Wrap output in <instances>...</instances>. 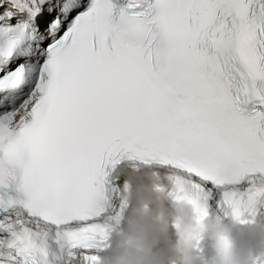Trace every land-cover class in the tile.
I'll return each instance as SVG.
<instances>
[{"label":"snow or ice","instance_id":"1","mask_svg":"<svg viewBox=\"0 0 264 264\" xmlns=\"http://www.w3.org/2000/svg\"><path fill=\"white\" fill-rule=\"evenodd\" d=\"M120 165L264 216V0H0V264H91Z\"/></svg>","mask_w":264,"mask_h":264},{"label":"clouds","instance_id":"2","mask_svg":"<svg viewBox=\"0 0 264 264\" xmlns=\"http://www.w3.org/2000/svg\"><path fill=\"white\" fill-rule=\"evenodd\" d=\"M111 179L120 181L127 206L91 264H252L254 253L264 255V216L240 223L198 214L166 170L120 165Z\"/></svg>","mask_w":264,"mask_h":264}]
</instances>
